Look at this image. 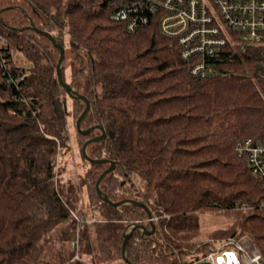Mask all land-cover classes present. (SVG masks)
I'll use <instances>...</instances> for the list:
<instances>
[{
    "label": "trees",
    "instance_id": "obj_1",
    "mask_svg": "<svg viewBox=\"0 0 264 264\" xmlns=\"http://www.w3.org/2000/svg\"><path fill=\"white\" fill-rule=\"evenodd\" d=\"M31 22L73 57L67 83L91 104L82 128L105 130L106 138L87 148L90 157L115 163L102 192L113 202L133 200L152 215L169 216L150 235L133 232L129 260L192 264L199 214L210 210L235 219L212 235L249 236L264 256V208L257 207L264 186L237 151L244 139L264 141V69L256 53L227 49L217 75L196 78L176 42L155 25L126 32L102 0H0V264H89L62 253L46 259L54 230L69 220L62 241L76 240L80 227L84 252L94 247L72 214L75 206L57 188V159L69 141L66 92L54 72L60 50ZM73 102L79 118L85 103ZM79 134L87 141L101 131ZM88 163L84 184L105 220L98 233L111 242V257L128 264L124 233L136 222L151 230L148 213L104 202L96 183L109 164ZM242 203L253 208L236 209Z\"/></svg>",
    "mask_w": 264,
    "mask_h": 264
},
{
    "label": "built area",
    "instance_id": "obj_2",
    "mask_svg": "<svg viewBox=\"0 0 264 264\" xmlns=\"http://www.w3.org/2000/svg\"><path fill=\"white\" fill-rule=\"evenodd\" d=\"M102 1L110 20L122 25L126 32L136 33L155 25L162 36L176 42L180 57L188 64L189 74L193 77L217 75L220 71L219 62L227 58V49H237L242 53L253 51L264 69V0ZM237 151L245 158L253 177L264 186V141L244 139L238 142ZM257 207L264 208V199ZM251 208L245 203L236 205L238 210ZM72 214L79 226L89 222L80 219L74 212ZM162 218L169 216L152 215L148 221L158 224ZM78 241H73L74 249H78ZM244 247L249 246L244 244ZM230 248L239 252L243 264H259L254 258L244 259L241 247ZM214 258V254H211L195 262L208 261L214 264Z\"/></svg>",
    "mask_w": 264,
    "mask_h": 264
},
{
    "label": "rangeland",
    "instance_id": "obj_3",
    "mask_svg": "<svg viewBox=\"0 0 264 264\" xmlns=\"http://www.w3.org/2000/svg\"><path fill=\"white\" fill-rule=\"evenodd\" d=\"M68 0H64L67 3ZM66 46L69 47V36H64ZM65 61L62 66L64 70L65 82H70L72 79V68L73 57L70 56L69 51H66ZM55 75L57 71L58 60L60 56L56 54ZM23 62V58H20ZM25 65V64H23ZM76 89V88H75ZM65 93L66 91L63 90ZM67 102V130L69 135L68 149H63L57 159V188L65 201H70L75 207L71 210L80 219L84 218L85 221H89L85 228H88L89 235L92 239L93 251L91 253L84 252L86 243L82 241V229L78 227L75 236L79 239V248L74 249L72 242L62 241L65 229H67V223L60 225L52 234V238L49 239L45 251L47 260L54 262L56 259L53 258L55 254L62 253L66 258L72 256L77 259L81 257L84 261L89 264H119L118 260H115L111 254V242H104L105 235H99L98 231L101 230L100 225H103L105 220L100 218V212L93 207L92 201L89 196V190L84 184V178L89 163L82 157V147L86 141V137L81 136L76 129V120L79 115V110L75 108L73 100L67 95H64ZM80 109V108H79ZM78 110V111H77ZM135 185L137 188H142L143 182L139 178H135ZM134 187V189L136 188ZM226 212L220 211H208L207 213L199 214V225L201 232L197 238V247L191 252V259L200 260L204 257H208L214 254V264H243L240 254L237 250L230 247L242 248L243 257L246 260H252L253 258L259 264H264V256L260 249L249 236L241 237H228L217 235L214 236L212 233L217 230H223L230 228L235 220L232 216L227 217ZM166 215V214H162ZM94 219L96 220L94 222ZM148 221V219H147ZM149 222V221H148ZM79 223V222H78ZM141 224L136 222V224ZM133 223L130 224V226ZM97 239V241H96ZM196 244H194L196 246ZM246 244L247 248L244 247ZM206 248V254L201 253L199 250ZM228 249L222 251V249ZM216 250V251H215ZM199 251V252H198ZM215 251V252H214ZM112 252V253H111ZM113 258V259H112ZM173 258V256L171 257Z\"/></svg>",
    "mask_w": 264,
    "mask_h": 264
},
{
    "label": "water",
    "instance_id": "obj_4",
    "mask_svg": "<svg viewBox=\"0 0 264 264\" xmlns=\"http://www.w3.org/2000/svg\"><path fill=\"white\" fill-rule=\"evenodd\" d=\"M31 27L35 31H37L39 34L49 38L52 41V43L57 48H59V50H60V59H59L58 65H57V77H58L59 83L62 86V88H64V90L66 91V93L68 94V96L72 100H81V101H83L85 103V109H84V111L82 112V114L79 116V118L76 121V129H77V131L79 133H81L82 135H86V136L91 135L92 132H94L95 130H100L101 131V135L100 136L88 139L85 142V144L83 145V147H82V155L88 162H92V163H95V164H105V163L109 164V167L101 174V176L97 180L96 190H97L98 195L100 196V198L104 202H106L107 204H110L112 206H115V207L122 206L124 204H134V205L141 206L147 211L148 217L152 218V213H151L150 209L145 204L139 203V202H136V201H133V200H122V201H119V202H113L108 197H106V195L102 192L101 183L105 179L106 176H108L110 173H112L114 171L115 163L113 161L108 160V159H94V158L90 157L88 155L87 148H88L89 145H91L93 143H98V142H101L102 140H104L106 138L105 130H104L103 127L98 126V125L97 126H91L90 128H87V129H83L82 128V122L85 119V117L89 114L90 109H91V104H90V101L88 100V98L86 96L78 93L77 90L72 85H70L69 83H67V82H65L63 80L62 66H63V63L65 61V48H64V46L62 44L58 43L51 33L39 29L32 22H31ZM150 224H151V230H147V228L144 227L143 225L133 224V225L129 226L127 228V230L125 231V233H124V241H123V245H122V256H123L124 260L128 264H133L129 260L128 256H127V244H128V241H129L131 235L133 234V232L136 229L142 230L143 233L146 234V235L152 234L154 232V230H155L156 224H154L153 222H151ZM193 264H211V263L208 262V261H202V262H195Z\"/></svg>",
    "mask_w": 264,
    "mask_h": 264
},
{
    "label": "flooded vegetation",
    "instance_id": "obj_5",
    "mask_svg": "<svg viewBox=\"0 0 264 264\" xmlns=\"http://www.w3.org/2000/svg\"><path fill=\"white\" fill-rule=\"evenodd\" d=\"M148 218H149V217H148ZM139 230H140V229H139ZM141 231H142V230H141ZM142 232H143V231H142ZM195 261H196V260H195ZM195 261H193V263H194ZM193 263H192V264H193Z\"/></svg>",
    "mask_w": 264,
    "mask_h": 264
}]
</instances>
